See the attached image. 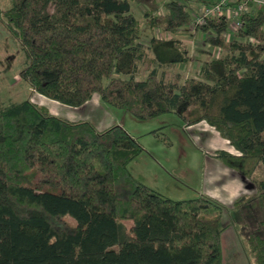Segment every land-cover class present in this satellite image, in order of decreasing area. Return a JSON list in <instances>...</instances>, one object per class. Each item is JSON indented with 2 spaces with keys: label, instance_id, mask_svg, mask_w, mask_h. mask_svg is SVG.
<instances>
[{
  "label": "trees",
  "instance_id": "trees-1",
  "mask_svg": "<svg viewBox=\"0 0 264 264\" xmlns=\"http://www.w3.org/2000/svg\"><path fill=\"white\" fill-rule=\"evenodd\" d=\"M129 1L144 7L147 44ZM189 2L166 0L161 12L158 0H11L0 19L25 52L19 75L37 94L79 107L97 93L138 120L175 113L227 139L239 154L214 157L253 186L230 217L264 264V11L242 13L235 30L225 15L195 24L222 55L179 82L168 76L192 62L178 37L195 20ZM141 152L120 125L98 131L30 99L0 102V264H223L224 207L143 184L128 168Z\"/></svg>",
  "mask_w": 264,
  "mask_h": 264
},
{
  "label": "rangeland",
  "instance_id": "rangeland-1",
  "mask_svg": "<svg viewBox=\"0 0 264 264\" xmlns=\"http://www.w3.org/2000/svg\"><path fill=\"white\" fill-rule=\"evenodd\" d=\"M10 1L0 0V9H7L10 6ZM158 1L160 11L163 12V3L166 0ZM189 1V6L193 8V16H195L201 6L199 3L201 4L205 0H200L201 2ZM129 2L131 12L140 23V40L147 44L152 31L143 16L144 7L132 1ZM232 7V4H228L224 8ZM228 26L231 28V20H228ZM178 37L187 45L192 62H189L186 67L179 65L172 68L168 76L171 79L179 75L182 78H179L178 81L182 82L185 77L197 76L200 62L222 55L221 50L204 42L205 35L195 29L194 23L189 25L185 32L178 34ZM227 38L231 39L232 36L227 35ZM26 61L22 47L9 34L0 19V102L2 104L24 99H30L33 102L32 87L19 75V71L26 65ZM139 67L143 68L142 65ZM146 73L147 71L143 70L135 76L137 79L144 78ZM159 73L160 69H158ZM104 108L108 109L113 120L135 136L142 146V152L128 164L130 172L137 180L173 200L199 197L198 193L203 191L202 169L206 164L205 156L187 136L182 122L175 113H166L147 121H141L123 109L107 104ZM50 110L54 112L53 109ZM153 133L155 134L153 135ZM244 179L245 186H248L249 192L252 193L251 181ZM229 208L223 209L220 222L223 264H255L246 241L238 234V227L231 220V209ZM67 219L72 222L70 218Z\"/></svg>",
  "mask_w": 264,
  "mask_h": 264
},
{
  "label": "crops",
  "instance_id": "crops-1",
  "mask_svg": "<svg viewBox=\"0 0 264 264\" xmlns=\"http://www.w3.org/2000/svg\"><path fill=\"white\" fill-rule=\"evenodd\" d=\"M32 97H34V99L32 98L33 103L42 104L43 106L46 104L45 107L53 115L73 122L89 121L98 131H102L111 125L123 127L120 123L113 120L108 113V109L104 108L106 104L100 100L97 93H94L86 103L79 107L61 104L36 92H34ZM49 104L50 106H48ZM50 109H53L54 112ZM182 126L187 136L196 144L194 146L205 156L206 164L205 168L202 169L203 191L199 192L197 196L211 198L218 201L224 208L230 207L229 209H231L233 202L238 197L250 194V189L248 186H245L244 177L215 158L214 152L216 150H225L235 155H238L239 152L214 127L205 121H200L189 126H185L182 123Z\"/></svg>",
  "mask_w": 264,
  "mask_h": 264
},
{
  "label": "built area",
  "instance_id": "built-area-1",
  "mask_svg": "<svg viewBox=\"0 0 264 264\" xmlns=\"http://www.w3.org/2000/svg\"><path fill=\"white\" fill-rule=\"evenodd\" d=\"M228 4H232L233 7L224 8ZM252 9H261L264 11V0H215L214 4L200 6L198 15L196 14L194 17V25L201 24L205 16L225 15L228 20H231L230 30H235L240 26V15ZM231 34V32L227 33L226 37L227 35L232 36Z\"/></svg>",
  "mask_w": 264,
  "mask_h": 264
}]
</instances>
